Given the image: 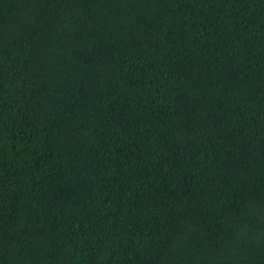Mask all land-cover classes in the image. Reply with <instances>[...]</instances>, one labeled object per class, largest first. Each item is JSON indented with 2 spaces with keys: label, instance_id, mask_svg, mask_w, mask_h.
Returning a JSON list of instances; mask_svg holds the SVG:
<instances>
[{
  "label": "trees",
  "instance_id": "16d2710c",
  "mask_svg": "<svg viewBox=\"0 0 264 264\" xmlns=\"http://www.w3.org/2000/svg\"><path fill=\"white\" fill-rule=\"evenodd\" d=\"M0 264H264V0H0Z\"/></svg>",
  "mask_w": 264,
  "mask_h": 264
}]
</instances>
